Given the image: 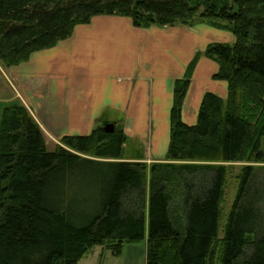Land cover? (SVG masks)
Segmentation results:
<instances>
[{
    "label": "trees",
    "instance_id": "1",
    "mask_svg": "<svg viewBox=\"0 0 264 264\" xmlns=\"http://www.w3.org/2000/svg\"><path fill=\"white\" fill-rule=\"evenodd\" d=\"M99 15L130 17L137 27L203 22L230 30L233 44L204 52L219 62L214 77L228 83V96L207 93L197 124L183 122L199 53L175 85L166 161L150 167L120 160L126 136L119 125L64 137L49 151L28 108L6 105L0 264H79L93 247L118 257L125 244L146 238V264H216L226 164L264 163V0H0V60L26 62ZM256 171L242 170L220 264H264V182Z\"/></svg>",
    "mask_w": 264,
    "mask_h": 264
},
{
    "label": "crops",
    "instance_id": "2",
    "mask_svg": "<svg viewBox=\"0 0 264 264\" xmlns=\"http://www.w3.org/2000/svg\"><path fill=\"white\" fill-rule=\"evenodd\" d=\"M234 42L230 30L208 23L137 27L130 17L99 15L77 25L69 38L8 68L7 77L42 128L47 147L114 123L126 136L120 160L150 167L166 161L176 82L201 53L181 112L184 123L195 125L207 93L228 96V83L214 77L219 62L204 52L210 44ZM93 249L101 257L106 251L96 246L85 256ZM108 256L118 258L112 251Z\"/></svg>",
    "mask_w": 264,
    "mask_h": 264
},
{
    "label": "rangeland",
    "instance_id": "3",
    "mask_svg": "<svg viewBox=\"0 0 264 264\" xmlns=\"http://www.w3.org/2000/svg\"><path fill=\"white\" fill-rule=\"evenodd\" d=\"M225 29V28H222ZM8 68L4 66L2 61L0 60V120L1 115L4 107L8 104L18 102L21 103L20 98L18 96V92L15 88V86L8 80L7 72ZM116 125V124H115ZM62 143V142H61ZM57 147V146H56ZM55 147V148H56ZM54 146L52 144L48 145L49 151L55 150ZM262 150L264 152V140L262 144ZM255 166L257 171L256 173H259L260 179L264 182V163H248V162H236V163H229L226 164L228 167V173L226 178V185L224 189V195L221 203V222H220V231H219V241L217 242L215 246V256H214V262L216 264H220V256L221 251L223 248L222 245V239L224 236V230L228 221V217L230 215L231 209L233 207L234 201L237 197L238 190L241 183V177H242V170L246 166ZM261 168V169H259ZM260 208L264 211V202L261 201ZM175 219L182 223V219L179 220V214L175 213ZM147 238L138 242H132L125 244V249L123 253L118 256V258H112L110 256L106 257L107 254H110L111 251H108V247H106V251H104V256H100V252L96 249H93L90 251L88 255L84 257L81 264H129V261H134V264H146V260L144 259L146 251V245H147ZM136 245L135 251L132 250V246ZM134 245V246H135ZM98 249V248H97ZM99 250V249H98ZM246 254L249 255L252 252V247L247 246L245 250Z\"/></svg>",
    "mask_w": 264,
    "mask_h": 264
},
{
    "label": "water",
    "instance_id": "4",
    "mask_svg": "<svg viewBox=\"0 0 264 264\" xmlns=\"http://www.w3.org/2000/svg\"><path fill=\"white\" fill-rule=\"evenodd\" d=\"M116 129V125L114 123H107L104 126L105 133H113Z\"/></svg>",
    "mask_w": 264,
    "mask_h": 264
}]
</instances>
